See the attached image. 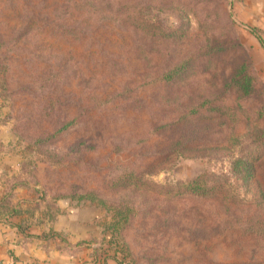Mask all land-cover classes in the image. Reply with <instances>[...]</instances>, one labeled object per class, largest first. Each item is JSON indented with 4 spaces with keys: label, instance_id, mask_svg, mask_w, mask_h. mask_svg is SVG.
<instances>
[{
    "label": "rangeland",
    "instance_id": "rangeland-1",
    "mask_svg": "<svg viewBox=\"0 0 264 264\" xmlns=\"http://www.w3.org/2000/svg\"><path fill=\"white\" fill-rule=\"evenodd\" d=\"M0 129L32 222L95 218L83 264H264V0H0Z\"/></svg>",
    "mask_w": 264,
    "mask_h": 264
},
{
    "label": "crops",
    "instance_id": "crops-1",
    "mask_svg": "<svg viewBox=\"0 0 264 264\" xmlns=\"http://www.w3.org/2000/svg\"><path fill=\"white\" fill-rule=\"evenodd\" d=\"M4 132L0 129V145L3 147L0 150V200L6 193L7 178L16 173L18 165V158L13 152L6 151ZM31 198V193L18 185L12 190L10 206L25 211L26 203L29 204ZM8 217H3L0 209V264H83L92 257V248L82 243L98 237L99 231L95 218H84L82 209L66 210L51 221L42 219L32 222L33 219H24L22 215ZM21 220L29 223L25 232L19 229ZM50 230L63 234L65 240L59 237L43 238L42 235ZM107 264L117 263L109 259Z\"/></svg>",
    "mask_w": 264,
    "mask_h": 264
},
{
    "label": "trees",
    "instance_id": "trees-1",
    "mask_svg": "<svg viewBox=\"0 0 264 264\" xmlns=\"http://www.w3.org/2000/svg\"><path fill=\"white\" fill-rule=\"evenodd\" d=\"M243 71H244V68L242 67L239 73L236 76H234L233 81L237 82L242 87L244 92L247 93L248 90L250 89L251 82H250L248 75L244 74ZM174 72H175V69L173 70L170 69L167 73L164 74L163 78L164 79L173 78ZM67 125L66 124L63 125L60 128V130H63ZM238 164L243 165V173H244L245 178L252 176L253 172L251 169L252 167L250 165H247L245 164V162H242V161H239ZM11 198H12V193L9 191V192H6L0 200V209H1V213L3 214V217L9 218L8 217L9 215H16V216L22 215L24 219L25 217L27 219L28 215H27L26 210L22 211L21 209H18L17 207L10 206ZM22 221L23 220H21V223L19 224V229L22 232H25V230L29 227L28 225L29 223H25ZM42 237L45 239L59 237L61 240H65V236L63 234L56 233L52 230H50L47 233H44ZM105 238H108L109 240L107 243L108 247L104 248L102 255H100L99 257L98 256L96 257L94 264H107V261L109 259L114 260L117 264H133V262L131 261L129 257V250L122 240L118 239L115 235H113V233H108V232L104 233V239Z\"/></svg>",
    "mask_w": 264,
    "mask_h": 264
}]
</instances>
